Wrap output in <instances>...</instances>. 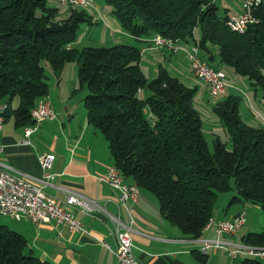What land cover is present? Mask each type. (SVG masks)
Masks as SVG:
<instances>
[{
	"label": "trees",
	"instance_id": "1",
	"mask_svg": "<svg viewBox=\"0 0 264 264\" xmlns=\"http://www.w3.org/2000/svg\"><path fill=\"white\" fill-rule=\"evenodd\" d=\"M48 1L0 0L3 121L31 124L30 109L47 95L42 62L57 75L65 62L74 61L78 86L86 89L82 105L87 123L106 140L111 165L123 179L156 198L159 214L181 236H201L223 192H232L227 205L247 201L259 206L264 217V128L241 119L239 97L223 94L214 103L212 110L229 147L214 138L209 149L191 104L195 87L184 85L160 65L152 78H146L139 66L140 51L132 44L77 49L71 44L78 26L91 16L76 6L62 8L66 11L61 16V7ZM104 2L130 36L159 34L196 43L207 65H229L264 91V4L254 9L256 22L237 33L225 24L226 9L219 14L213 0ZM240 240L264 247V229L246 232ZM0 264L51 263L28 253L23 235L0 224ZM238 264L260 261L243 256Z\"/></svg>",
	"mask_w": 264,
	"mask_h": 264
},
{
	"label": "crops",
	"instance_id": "2",
	"mask_svg": "<svg viewBox=\"0 0 264 264\" xmlns=\"http://www.w3.org/2000/svg\"><path fill=\"white\" fill-rule=\"evenodd\" d=\"M226 11L228 14L238 13L240 8L237 12ZM149 37H132L140 51L139 66L142 72L143 60L151 59L153 64L149 77L152 78L160 61L170 55L174 57L170 63L175 65L177 72L173 74L170 68H165L169 74L177 78V75L193 76L184 46L178 53L170 54L166 49H151ZM218 69L221 70L220 66ZM202 85L205 87L203 82ZM69 100L59 95L54 97V105L50 104L55 118L37 123L27 143L21 142L24 126H14L12 119L7 123L3 121L1 126L0 164L12 171L41 178L43 169L37 156L50 153L53 159L49 172L53 177L43 185L44 194L63 205L65 191L70 190L96 204V208L88 213L76 206H65L82 225L84 232L69 231L64 225L52 221L34 225L22 218L15 229L25 238L26 251L51 264H116L114 256L106 247L112 249L115 245L112 222L108 218L113 215L129 225L132 252L144 264H231L222 249L209 248L205 255H199L197 249L201 246L200 239L215 238L212 229L203 231L200 237L194 239L181 236L176 228L161 217L157 200L150 192L138 187L134 202L118 201V190L98 179L106 167L112 164L106 140L87 123L82 97L75 103ZM123 182L132 181L126 178ZM228 210V207H224L222 215L217 210L213 212L212 218L230 219L240 209L229 213ZM237 232L221 234L219 239L230 244L242 243L241 235L236 236Z\"/></svg>",
	"mask_w": 264,
	"mask_h": 264
},
{
	"label": "built area",
	"instance_id": "3",
	"mask_svg": "<svg viewBox=\"0 0 264 264\" xmlns=\"http://www.w3.org/2000/svg\"><path fill=\"white\" fill-rule=\"evenodd\" d=\"M54 1L63 8L69 6L90 7L93 4V0ZM262 4H264V0H241V11L228 15L225 21L227 28L233 32L242 33L248 25L256 22L254 9ZM149 42L151 49H166L170 54L178 53L184 46L190 71L195 78L205 84L207 94L215 97L224 93L226 87L224 73L200 59L196 43L185 44L176 39L162 37L159 34L150 36ZM5 106V103L0 102V131L3 123L1 113ZM29 117L32 123L23 127L22 143L28 142V136L36 129L37 123L53 120L55 112L45 97L36 101L29 111ZM52 159L53 155L50 153H41L37 156V161L43 169L41 178L12 171L0 164V215H7L15 220L26 218L34 225L52 221L55 224L64 225L69 231L84 232L82 225L66 207L76 206L80 211L88 213L96 208V204L70 190L65 191L63 205L44 194L43 185L47 184V181L53 177L52 173L49 172ZM98 179L118 190L119 202L123 203L126 200L134 202L136 200L138 186L133 182H123L121 172L113 165L106 167L105 172L99 175ZM108 218L112 222L115 245L112 249L107 245L106 247L114 256L116 264H144L132 252L129 225L123 223L118 216L109 215ZM244 219L245 212L243 210L235 213L230 219L215 220L212 216L209 217L204 224L203 231L212 229L215 238L200 239L201 246L197 249V253L203 256L209 248H214L222 249L230 258L237 255L263 258L264 247L244 243L230 244L219 239L221 234L236 233L242 226Z\"/></svg>",
	"mask_w": 264,
	"mask_h": 264
},
{
	"label": "rangeland",
	"instance_id": "4",
	"mask_svg": "<svg viewBox=\"0 0 264 264\" xmlns=\"http://www.w3.org/2000/svg\"><path fill=\"white\" fill-rule=\"evenodd\" d=\"M213 2L218 7V13L221 14L223 8H226L230 12H237L236 10L240 8L241 11V0H213ZM48 4L51 6H56L57 3L53 0H49ZM58 6V5H57ZM87 12L91 18L89 22H81L78 26V30L76 33L75 40L71 44L77 49L85 46L89 47H106L116 44H132L136 45L133 36H130L126 32H124L116 18L109 13V6L104 2V0H93V4L90 7H79ZM59 10L61 16L64 15L65 9ZM239 11V12H240ZM193 37H198V28L193 29ZM174 57L170 55H166L163 60L160 61V66L163 68H170V72L176 74L175 65L170 63L173 61ZM183 62V60H182ZM151 59L143 60V73L145 76L149 77V71L152 67ZM184 67L185 64L183 63ZM43 71L46 75V83L48 85L47 89V98L49 102L54 105V97L59 95L60 98L65 99L68 102L75 103L78 99L83 97L86 92V89L80 88L77 83L76 76V64L74 61L65 62L58 72L57 75L53 74L48 64L43 61L42 62ZM220 69L224 73V81L226 83L224 96L225 95H237L239 97L238 101V112L241 119L250 124L257 125L264 128V91L256 87L251 86L244 76H240L235 74L232 71V68L229 65L221 64L219 65ZM181 68V66H178ZM178 74H180L178 72ZM179 80L186 86L193 88L195 87V92L192 97V107L198 113L200 122H201V133L207 143L209 149H211L212 140L214 138L219 139L224 142L226 147H229V140L225 129L220 123L218 117L213 112L212 107L214 103L219 100V98L223 95H217L215 97H211L207 94L205 87L202 85V82L197 78L187 75L181 77V75H177ZM144 94V92H143ZM71 97V98H70ZM16 105V100L12 101L11 106L14 107ZM11 121V118H8L5 123ZM98 135L102 136L100 133ZM103 137V136H102ZM232 192H223L220 193L216 201L214 203L213 212H217L222 215L224 207H228V213L233 210H243L245 212V222L240 227L236 236H240L249 231H261L264 229V217L259 208V206L252 204L250 202H234L230 205H227L228 199L231 196ZM239 210V211H240ZM227 213V214H228ZM20 220H15L7 215H0V224L5 225L7 228L16 230L18 227ZM225 255V251H224ZM226 256V255H225ZM242 255H237L234 259H227L231 264H238ZM260 264H264L262 259H259Z\"/></svg>",
	"mask_w": 264,
	"mask_h": 264
}]
</instances>
